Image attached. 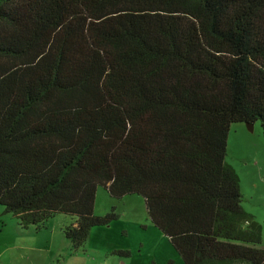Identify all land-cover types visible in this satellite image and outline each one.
<instances>
[{
	"label": "trees",
	"instance_id": "16d2710c",
	"mask_svg": "<svg viewBox=\"0 0 264 264\" xmlns=\"http://www.w3.org/2000/svg\"><path fill=\"white\" fill-rule=\"evenodd\" d=\"M264 128V0H0V204L72 249L95 192L142 197L183 264H264L225 160ZM125 255L114 249L111 254Z\"/></svg>",
	"mask_w": 264,
	"mask_h": 264
},
{
	"label": "rangeland",
	"instance_id": "374dc122",
	"mask_svg": "<svg viewBox=\"0 0 264 264\" xmlns=\"http://www.w3.org/2000/svg\"><path fill=\"white\" fill-rule=\"evenodd\" d=\"M225 162L238 176L242 208L260 224L264 249V128L260 121L232 122L226 137ZM114 207L116 218L90 228L82 246L72 249L62 229L73 222L54 214L42 226L22 228L0 204V264H183L169 239L149 220L141 196L112 198L98 186L93 213L102 215ZM112 248L125 250L121 256Z\"/></svg>",
	"mask_w": 264,
	"mask_h": 264
},
{
	"label": "water",
	"instance_id": "95a60500",
	"mask_svg": "<svg viewBox=\"0 0 264 264\" xmlns=\"http://www.w3.org/2000/svg\"><path fill=\"white\" fill-rule=\"evenodd\" d=\"M246 125H247L248 129H250V130H251L252 123H246Z\"/></svg>",
	"mask_w": 264,
	"mask_h": 264
},
{
	"label": "crops",
	"instance_id": "0c3cea01",
	"mask_svg": "<svg viewBox=\"0 0 264 264\" xmlns=\"http://www.w3.org/2000/svg\"><path fill=\"white\" fill-rule=\"evenodd\" d=\"M95 199V198H94ZM64 215V214H63ZM71 217V216H70ZM71 218H73V217H71ZM74 219V218H73ZM72 223V222H71ZM32 226H34V225H32ZM36 227V226H35ZM22 228H24V227H22ZM26 228V227H25ZM37 228V227H36ZM66 239V238H65ZM112 250H114V248H112ZM111 250V251H112Z\"/></svg>",
	"mask_w": 264,
	"mask_h": 264
}]
</instances>
